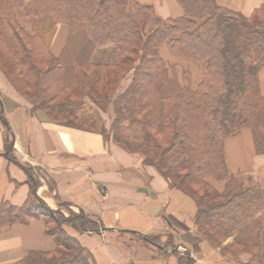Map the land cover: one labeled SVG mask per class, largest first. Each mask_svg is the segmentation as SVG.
Returning a JSON list of instances; mask_svg holds the SVG:
<instances>
[{"label": "trees", "instance_id": "1", "mask_svg": "<svg viewBox=\"0 0 264 264\" xmlns=\"http://www.w3.org/2000/svg\"><path fill=\"white\" fill-rule=\"evenodd\" d=\"M176 1L183 15L162 19L137 0H0V49L11 64L1 60L0 70L24 84L33 109L48 113L85 100L110 109L104 139L141 157L190 198L196 232L215 247L222 242L212 239L235 236L233 244L251 255L247 264H264V178L230 175L224 153V141L246 128L256 155L264 156V3L244 16L217 0ZM59 25L68 36L56 56ZM99 54L112 61H94ZM74 106L59 111L71 116ZM94 118H85L93 123L87 126L99 130L100 115ZM26 173L29 197L20 207L0 205V230L42 218L55 249L29 252L18 264L91 263L68 229L97 231L99 224L82 209L78 216L55 214Z\"/></svg>", "mask_w": 264, "mask_h": 264}, {"label": "crops", "instance_id": "2", "mask_svg": "<svg viewBox=\"0 0 264 264\" xmlns=\"http://www.w3.org/2000/svg\"><path fill=\"white\" fill-rule=\"evenodd\" d=\"M137 1L152 6L162 19L183 15L176 0ZM217 3L249 16L264 0ZM31 110L29 100L0 70V205L20 207L25 203L31 191L27 169L38 182L37 194L48 206L69 203L100 220L105 234L68 229L91 255L89 264H180L182 257L191 264H241L229 249L235 236L219 247L204 239L196 232V208L190 198L171 188L136 154L106 142L102 126L85 129L42 110ZM241 145L246 152L243 156ZM225 154L228 170L235 174L264 176V156L256 155L249 129L225 141ZM158 230L171 232L172 241L164 246L143 240ZM54 249L42 218L0 230V264H18L29 252ZM241 259L247 260L243 264L249 261L245 255Z\"/></svg>", "mask_w": 264, "mask_h": 264}, {"label": "rangeland", "instance_id": "3", "mask_svg": "<svg viewBox=\"0 0 264 264\" xmlns=\"http://www.w3.org/2000/svg\"><path fill=\"white\" fill-rule=\"evenodd\" d=\"M67 36H68V27L66 25H59L58 26V30L56 32V35L54 36V39L52 41L53 51H54L55 54H57V55L60 54V52L62 51V49H63V47L65 45ZM51 50H52V47H51ZM163 50H165V48H163ZM1 52L2 51L0 49V61L2 60V61L6 62L7 64H9L11 66V64L7 62L6 58H4L2 56ZM94 61H108L109 62V61H112V58L111 57L109 58L107 55H103V54L100 55L99 54V55H97L94 58ZM0 64H2V63H0ZM195 71H196V75L194 74L195 75L194 76V80L196 79V81H197L199 79V77H200V71H199V69L197 67H194L193 73ZM9 76L10 77L8 79L13 84V86L18 91H20L21 94L24 95V93H25L24 91L26 90L24 84L22 82H19L17 80L16 76H14V74L10 73ZM260 77L262 79V86H263V89L261 87V91H262V94H264V70L262 71ZM29 102H30L31 105H33L35 107L36 104L34 102H32L30 100H29ZM72 106H74V105H70L69 103H66V104L54 107L53 112H48L47 113V112H45L43 110L42 111L47 113L48 116H50V117H52L54 119H67V120H71V122H74V123L76 122V124L80 125L81 127H84L85 129H90L89 126H87V125L93 124V123H90V122H86L85 118L95 122V120L97 121V118H94V117L96 116V114H98V115H100V118L102 120L100 123H98L99 127L102 126V129L104 131L108 130L109 124H110V121H111V116H112L110 109H108L106 112H102L101 110H98L95 106H93L92 103H90L88 100H85L84 102L78 103L77 106L73 107L74 109H72V110L75 112L74 115L69 116L68 113H66V112L62 113V111H59V109H68L69 110V109H71ZM32 110H33V107H32ZM96 129L97 128L91 129V130H96ZM244 129H246V128H244ZM225 141H224V153H225ZM123 150H125V149H123ZM240 153H241L242 156L246 153L245 150L243 149V145H241V152ZM260 156H263V155H260ZM225 158H226V154H225ZM142 162H143V160H142ZM227 166H228V164H227ZM44 174H45L44 177H43L44 181H46L47 184H48V182L50 183V179L48 178V174L46 172ZM229 174L230 175H236L230 169H229ZM239 174L242 175V177H241L242 180L243 179L246 180V178L248 176H250L252 182H256L257 180L264 178V176L262 177V175H260L261 176L260 177V176H256L255 174H251V173H248V174L239 173ZM208 180L216 189H218V190H222L223 189V187H224V183L223 182H216L213 179H208ZM63 204H64L63 202H57V203H55L53 205L52 209L55 211L54 212L55 214H58V212H60V213H63L67 217L72 216V214L75 215V216H78L80 214V210H78L80 208L74 207L72 205H71L70 208H68V207L64 206ZM85 215H86V213H85ZM87 217L90 218L88 215H87ZM90 219L92 221L97 222L100 227L97 229V231H92V230H85V231L86 232H93V233H96V234H105V230L103 229V226H101L102 224H100V220L98 221V220H96L94 218H90ZM76 225H78V227H79V223H77ZM263 228H264V224L262 225V229ZM258 230H260V228ZM122 234H130V233H126L125 232V233H122ZM156 234H161V235H156ZM162 234H167L166 238L163 237ZM168 234H170V235H168ZM171 234L172 233L169 232V231L158 230L157 233H154V234L148 236V238L153 240L152 242L155 245H164L165 246V244H167L168 242L172 241V239H171L172 235ZM210 235H212V234H210ZM145 238L148 239L147 236H145ZM138 240H140V238H138ZM217 240H218V242H222V243L225 241V239H221L219 237L215 238V240L212 239V241H214V242H217ZM143 243L144 244H148L145 241ZM173 243H174V241H173ZM229 246H230V248H229L230 252L232 253V257H235L238 261L240 260L241 264H243L244 262H247V260L245 261V260L241 259L242 256L244 257V255H245V256L249 257V260L251 259V255L250 254L247 255L244 252L241 253L240 252L241 249L239 250L240 247L236 246L235 244L232 243Z\"/></svg>", "mask_w": 264, "mask_h": 264}]
</instances>
